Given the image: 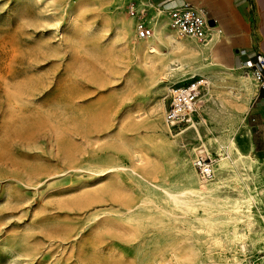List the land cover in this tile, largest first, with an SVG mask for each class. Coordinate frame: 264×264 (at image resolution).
<instances>
[{
    "label": "rangeland",
    "instance_id": "obj_1",
    "mask_svg": "<svg viewBox=\"0 0 264 264\" xmlns=\"http://www.w3.org/2000/svg\"><path fill=\"white\" fill-rule=\"evenodd\" d=\"M142 2L0 0V264H264V164L252 226L221 204L239 182L193 191L204 142L214 164L215 138L245 151L256 81L240 85L250 71L226 65L221 33L189 61L216 64L204 75L177 69L166 40L149 69L124 21L166 17ZM191 78L209 82L206 102L164 129L171 82Z\"/></svg>",
    "mask_w": 264,
    "mask_h": 264
},
{
    "label": "bare ground",
    "instance_id": "obj_2",
    "mask_svg": "<svg viewBox=\"0 0 264 264\" xmlns=\"http://www.w3.org/2000/svg\"><path fill=\"white\" fill-rule=\"evenodd\" d=\"M162 13L163 11H160L159 14L161 15ZM136 20L137 19L134 20V17L131 19L125 20L124 21L125 29H127V31H130V32L134 31ZM151 24L153 27V34L146 38H138L136 36L137 42L134 45L136 55L148 66L149 69L150 68L155 69V62L158 60V58H161L162 56V54L160 53L161 52L160 49H161V45L164 43L165 40L167 44L171 45L172 49L178 51L173 57V59L178 61L179 64L181 65L177 69L181 68L183 71H185V67H186L188 69L196 70L198 71V73H201V75H204L206 73L205 67L209 68V66L211 65H214V66L216 65V64H213L212 62H209L204 65L201 62V64H199L198 66H190L189 61H193L196 57L200 56V54L204 55V53L209 49V47L212 46L214 41L217 39V37L221 33L220 29L217 26H211L208 30V35L206 39L204 41H198V40L188 38V37L187 39L179 38L177 36L179 34H177L171 28L169 32L166 31V29L168 28L167 18H163L160 21L156 19L155 17H153L151 19ZM238 68L244 69L246 68V66L241 65ZM254 80L255 79L252 73L250 72L244 75H241L239 77L240 85L244 86L245 88L249 90L252 89L251 87L253 85ZM181 81L182 80L174 81V82H171V84L176 85L177 83ZM207 82L208 81H206V83ZM170 90L171 89L168 88L167 92L169 93ZM203 96H202V99H200L201 103L203 102L205 103L207 100L206 98L207 95L204 94ZM201 106H200V109H201ZM247 106L248 105L245 104L243 107L240 108V111L245 112L247 109ZM193 125H195V122H193ZM162 127L166 130H170V127L166 124L164 120V116H163ZM185 130L186 129L182 130L179 133H182ZM242 137L244 138L245 144H246L245 151L239 148L234 142V140L231 138L227 140L221 139V137L213 139L217 143V147H218L217 151H218V156H219L215 160V164H214L215 174L212 178L210 179L202 178L203 180L199 176V179H197V186L195 189H193V191L202 195V193L204 192H209V193L213 192L215 189L219 188L221 184L224 185L226 183V180H233V181L239 182L241 189H239V194H237L238 196L236 197L224 196L222 197L221 204L225 208H231L232 210L242 213L244 217L246 218V220L248 221L247 222L248 226H252L255 222H257L252 217V208L254 207L258 213H261V212L259 210V204H256V195L251 190L255 189V191H257V184H260L263 182L259 175V170H260L261 162L264 164V158L260 159L252 153L249 147L250 145L248 143V138L246 134H244V136ZM202 147H203L202 149H199V152L204 150V151H207V153H210L209 148L207 147V144L205 142L203 143ZM213 147H215V145ZM222 151L226 152V155L222 153ZM238 162L242 164L244 171H246L245 178H249L252 181L253 183L252 188H250L248 185L245 184L246 189L245 190L243 189L241 179L235 170V165ZM224 172H227V174L225 173L226 174L225 177L223 176ZM186 205L189 206V204H186ZM239 219L241 218L240 217L235 218V220H239ZM260 226L264 231V226L262 225ZM233 230L234 231L231 235V238L233 240L235 239L241 240L246 237V233L237 232L234 226H233ZM256 243H257V240H256ZM233 260L237 261L236 255H233Z\"/></svg>",
    "mask_w": 264,
    "mask_h": 264
},
{
    "label": "crops",
    "instance_id": "obj_3",
    "mask_svg": "<svg viewBox=\"0 0 264 264\" xmlns=\"http://www.w3.org/2000/svg\"><path fill=\"white\" fill-rule=\"evenodd\" d=\"M148 1L149 7L157 10L167 9L182 1H189L205 10L216 20V26L221 31L222 46L227 51L226 65L229 67L248 64L254 60L258 52L264 53V0ZM148 4L141 3L144 6ZM155 16L157 14L153 15ZM245 124V133L252 153L255 156H264V95L259 94L257 88L248 103Z\"/></svg>",
    "mask_w": 264,
    "mask_h": 264
},
{
    "label": "built area",
    "instance_id": "obj_4",
    "mask_svg": "<svg viewBox=\"0 0 264 264\" xmlns=\"http://www.w3.org/2000/svg\"><path fill=\"white\" fill-rule=\"evenodd\" d=\"M164 11L168 26L182 37L204 41L211 26H216V20L211 18L205 10L189 1L176 3ZM212 22V23H211ZM135 34L138 38H146L153 34L150 19L139 18L135 22ZM257 85L259 94L264 95V53L258 52L252 62L244 64ZM206 84L202 78H191L182 84H176L168 93L169 101L164 113V120L169 127L179 126L191 122L198 115L201 106V93ZM194 165L198 175L204 179L214 176V162L204 151L196 153Z\"/></svg>",
    "mask_w": 264,
    "mask_h": 264
},
{
    "label": "water",
    "instance_id": "obj_5",
    "mask_svg": "<svg viewBox=\"0 0 264 264\" xmlns=\"http://www.w3.org/2000/svg\"><path fill=\"white\" fill-rule=\"evenodd\" d=\"M212 23V22H211Z\"/></svg>",
    "mask_w": 264,
    "mask_h": 264
}]
</instances>
